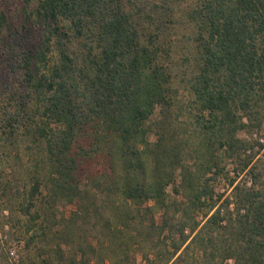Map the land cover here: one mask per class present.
<instances>
[{"label":"trees","instance_id":"trees-1","mask_svg":"<svg viewBox=\"0 0 264 264\" xmlns=\"http://www.w3.org/2000/svg\"><path fill=\"white\" fill-rule=\"evenodd\" d=\"M23 4L39 39L0 78L21 248L0 218V264H264V0ZM16 31L2 12L0 45ZM6 149L37 159L22 192Z\"/></svg>","mask_w":264,"mask_h":264},{"label":"rangeland","instance_id":"rangeland-1","mask_svg":"<svg viewBox=\"0 0 264 264\" xmlns=\"http://www.w3.org/2000/svg\"><path fill=\"white\" fill-rule=\"evenodd\" d=\"M23 0H0V14L2 12H6L10 18V23L14 28H16V39L13 36L9 35L6 32V37L9 35L10 42L14 43V47L16 51L10 50L8 45H0V78L1 80H5L11 86L18 87L21 83L22 74L19 71H15L12 67L14 64H17L18 59H12L21 48H25L28 44L31 47L36 44L39 39V34L36 28L32 27V29H23L21 24L23 15ZM13 53V55H12ZM13 64V65H12ZM155 139L154 137L152 138ZM8 153L9 162L6 163V170L9 172L7 175L14 187L15 191H24L25 187H28V182H30L31 177L35 172V164L37 159L35 155H30L25 153V151H12L10 154L9 151L5 150ZM262 155L264 156V150L262 151ZM106 162L102 160V158L96 159L92 162L88 163L89 170L94 172L103 171L105 168ZM225 186L221 185L219 187L220 190L224 189ZM153 203H147L144 205V208L152 207ZM75 209V207L71 206L66 208L64 211L66 214H70ZM1 220L6 218L4 222H6L5 231L2 234L5 243L8 244L9 249L12 250V258H17L21 245L19 240L21 239L22 234V222L23 219L17 213L16 210L11 212H6L1 215ZM160 217L159 214L156 215V221L159 222ZM14 262V260H13ZM137 263L142 264L141 256L137 257Z\"/></svg>","mask_w":264,"mask_h":264}]
</instances>
